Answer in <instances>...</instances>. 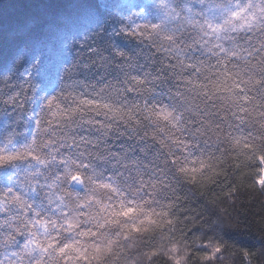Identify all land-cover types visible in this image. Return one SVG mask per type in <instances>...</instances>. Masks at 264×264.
Masks as SVG:
<instances>
[{"label":"snow or ice","instance_id":"1","mask_svg":"<svg viewBox=\"0 0 264 264\" xmlns=\"http://www.w3.org/2000/svg\"><path fill=\"white\" fill-rule=\"evenodd\" d=\"M67 21L0 18V264H134L182 182L216 183L226 154L264 165V0H111Z\"/></svg>","mask_w":264,"mask_h":264},{"label":"trees","instance_id":"2","mask_svg":"<svg viewBox=\"0 0 264 264\" xmlns=\"http://www.w3.org/2000/svg\"><path fill=\"white\" fill-rule=\"evenodd\" d=\"M109 2L0 0V18L15 25L26 16L41 15L55 30L56 24L68 22V14L74 19L84 8ZM40 4L55 7L45 10L35 6ZM5 91L0 81V93ZM261 167L264 165L258 161L226 154L221 165L226 174L217 177L216 183L182 182L178 189L181 200L170 217L172 224L137 234L127 259L134 264H176L177 260L179 264H264V188L258 183L264 177ZM217 246L221 251L214 254Z\"/></svg>","mask_w":264,"mask_h":264}]
</instances>
